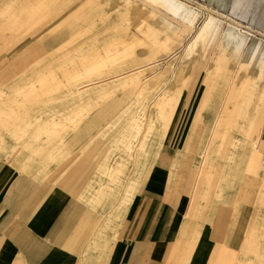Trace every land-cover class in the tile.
I'll use <instances>...</instances> for the list:
<instances>
[{
	"label": "rangeland",
	"instance_id": "1",
	"mask_svg": "<svg viewBox=\"0 0 264 264\" xmlns=\"http://www.w3.org/2000/svg\"><path fill=\"white\" fill-rule=\"evenodd\" d=\"M263 146L264 0H0V153L93 215L89 250L156 165L208 202L262 191Z\"/></svg>",
	"mask_w": 264,
	"mask_h": 264
},
{
	"label": "crops",
	"instance_id": "2",
	"mask_svg": "<svg viewBox=\"0 0 264 264\" xmlns=\"http://www.w3.org/2000/svg\"><path fill=\"white\" fill-rule=\"evenodd\" d=\"M183 171L156 165L119 240L89 250L93 215L0 153V264H264V188L221 181L208 202L192 203L206 186L176 179Z\"/></svg>",
	"mask_w": 264,
	"mask_h": 264
},
{
	"label": "bare ground",
	"instance_id": "3",
	"mask_svg": "<svg viewBox=\"0 0 264 264\" xmlns=\"http://www.w3.org/2000/svg\"><path fill=\"white\" fill-rule=\"evenodd\" d=\"M248 53H249V51H248ZM180 70H181V69H180ZM181 72H183V71H181ZM181 72L178 71V72L176 73V75L173 77V78H174V79H173L174 83L178 80V78H180L179 76L181 75ZM204 91H205V90H204ZM205 96H206V94L203 93L202 96L200 97V99H203L202 97H205ZM198 101H199V99H198ZM218 111H219V110H218ZM220 116H221V115L218 114V116H217L218 119H217V118H216V119L219 120V119H220ZM199 118H200V117L197 115V116H196V120H195V122H197ZM230 118H231V117H230ZM217 120H216V122H217ZM230 121H231V120H230ZM230 121H229V122H230ZM213 124H214V122H213ZM215 124H216V123H215ZM226 124H227V123H226ZM262 125H263V124H262ZM227 129H228V128H227ZM261 129H262V128H261ZM225 130H226V129H225ZM251 130H252V129H251ZM227 131H228V130H227ZM225 132H226V131H225ZM258 132H259V131H258ZM223 134H226V135H227V133H224V132H223ZM258 138H259V137H258ZM223 139H224V138H223ZM232 139H233V138H232ZM209 140H210V139H209ZM228 141H229V140H228ZM260 141H261V139H260ZM227 144H228V143H227ZM263 147H264V146H263ZM241 148H242L243 151H248V150H250V153H251V154H253L254 156H257L256 154L258 153V150H257V149H258V146H257V144H254V142H251V141H250V142H246V143L243 145V147H241ZM261 149H262V148H261ZM261 149H260V150H261ZM262 150H264V149H262ZM230 153H232V152H230ZM253 155H252V158H254ZM259 157H260V155H259ZM260 158H261V157H260ZM258 162H259V161H258ZM218 164H220V163H218ZM237 167H240V166L237 165ZM239 171L241 172L242 169H239L238 172H239ZM127 208H128V203H125V208H124L122 211L125 212Z\"/></svg>",
	"mask_w": 264,
	"mask_h": 264
}]
</instances>
